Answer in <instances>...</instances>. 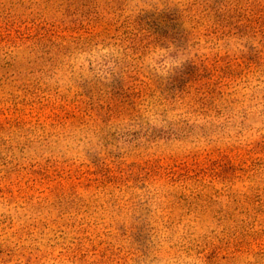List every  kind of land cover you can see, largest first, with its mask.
<instances>
[{"label": "rangeland", "instance_id": "374dc122", "mask_svg": "<svg viewBox=\"0 0 264 264\" xmlns=\"http://www.w3.org/2000/svg\"><path fill=\"white\" fill-rule=\"evenodd\" d=\"M0 264H264V0H0Z\"/></svg>", "mask_w": 264, "mask_h": 264}]
</instances>
